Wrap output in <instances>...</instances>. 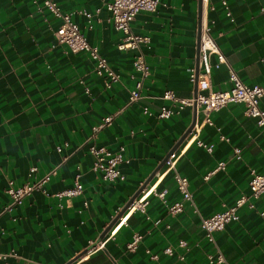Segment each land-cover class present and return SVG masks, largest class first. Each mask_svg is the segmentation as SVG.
Here are the masks:
<instances>
[{
  "label": "crops",
  "instance_id": "0c3cea01",
  "mask_svg": "<svg viewBox=\"0 0 264 264\" xmlns=\"http://www.w3.org/2000/svg\"><path fill=\"white\" fill-rule=\"evenodd\" d=\"M43 1L0 0V252H13L0 264H264V193L254 198L255 207L241 206L240 217L215 231L214 241L201 225V215L249 193L251 167L264 172V128L235 101L212 111L213 123L204 122L193 138L188 128L196 113L202 121V106L157 115L170 102L160 97L166 89L180 95L197 91L191 73L203 70L198 34L205 23L227 58L216 66L218 57L211 56L212 87L229 86V64L246 83L264 84V0H160L155 10H140L131 25L149 36L142 49L151 72L144 96L132 102L130 89L140 78L133 65L136 50L118 47L122 31L113 23L109 0L55 1L72 12L89 42L120 72L111 86L88 50L72 51L58 41L61 18ZM111 114L89 142L112 151L123 147L124 179L103 177L83 144ZM184 146L177 168L188 176L198 210L187 200L172 213L168 204L182 194L174 171H165V159ZM55 168L45 191L33 189L8 206L10 180L21 185ZM77 180L80 192L59 194ZM153 183L146 211L131 212L111 233L131 197ZM161 190L166 200L157 194ZM137 234L135 246L128 247ZM92 238H104V246L82 257ZM217 246L225 260L211 263L208 255Z\"/></svg>",
  "mask_w": 264,
  "mask_h": 264
},
{
  "label": "built area",
  "instance_id": "2783aa9c",
  "mask_svg": "<svg viewBox=\"0 0 264 264\" xmlns=\"http://www.w3.org/2000/svg\"><path fill=\"white\" fill-rule=\"evenodd\" d=\"M160 3V0H109L107 2L108 8L112 12V19L115 27L122 31V38L118 43L120 49H135V58L133 65L135 69L140 72V78L136 80L135 86L130 89L129 102L135 101L142 96V86L144 79L150 74V65L145 58V54L142 49V44L149 40V36L143 33H137L132 29L131 21L135 18L136 14L140 10H155ZM224 4H227V0H223ZM43 4L47 7L51 13L61 18V24L56 30V36L59 42L67 43L72 51H78L86 49L89 51L93 59L95 60V69L98 74L103 77V81L106 86H111L113 82L118 81L121 77L118 72L109 62L108 58L104 56L97 45H93L89 42L82 28L72 17V12L63 11L55 0H44ZM228 13H230L228 11ZM90 15V13L86 12ZM200 66L202 71H197L193 68L191 73V80L197 83L198 89L191 95H180L174 89L168 88L164 91L161 98L167 99L170 102L161 106L157 115L159 117H170L175 113L181 112V110L188 105L202 106L205 115L201 122L196 120L191 131H193L192 138L197 135L201 126L204 122L213 123L211 112L220 109L222 106L229 102H242L245 105V112L249 115L256 117L257 122L264 128V106L261 103V99L264 96V84H248L246 83L238 71L229 64V77L226 83L229 86L225 89H214L211 82V72L213 63L211 56L216 54L218 61L215 64L219 66L221 62H226L227 58L225 53L219 47L214 36L211 34L207 23L202 25L200 35ZM147 111V109H145ZM114 114L107 115L104 120L97 126L94 127L93 132L83 142L88 143L89 151L94 155V161L92 167L102 172L103 177L115 180L124 179L125 173L120 168V162L123 161L124 156L122 153L123 147L119 151H112L106 145H98L94 142H89L95 135L96 132L102 128L108 121L112 119ZM222 138H227L224 134H221ZM200 145L205 146L208 150H212V144L206 143L202 139L197 140ZM62 146L58 145V149ZM185 146L181 149H172L165 159L166 169L173 170L175 173V179L177 187L180 190L182 197L181 199L168 204V209L172 213H176L181 210L184 206V202L190 200L195 205L191 190L189 188V178L186 175L180 173L177 168V160L180 155L184 152ZM236 152L240 156V148L237 147ZM226 161H220L218 166L225 167ZM56 168L46 173L44 176L34 180L27 181L24 184L17 185L13 180L9 181L6 187L7 192L11 195L12 200L8 206L20 202L24 196L30 193L33 189L40 188L46 190L45 184L49 179L51 173L55 172ZM251 177L249 179V193H242L237 197L236 202L232 205H227L223 202V208L210 215H201V225L205 230L206 236L211 240H215V231L224 228L226 223L236 220L240 217L239 208L243 205L253 208L256 206L254 198L260 197L264 193V172H257L253 167L250 168ZM209 174L206 175L208 177ZM83 188V184L77 180L73 187H68L61 192L60 195L74 194L80 192ZM155 190V183L149 187H144L140 190L137 196L125 207L124 213L120 216L119 222L113 228V233L116 228L122 224L127 216L135 211L142 210L146 211L149 203V195ZM160 197L165 199V190L157 191ZM196 210L198 208L195 205ZM263 213V211L261 212ZM141 237L137 234L133 241L128 243V247L133 248ZM90 246L82 257L88 256L90 253L98 250L104 246V238H92L90 239ZM180 244L187 246L185 239L180 240ZM169 253H174L171 246L165 249ZM13 252H0V258H6ZM156 256V255H155ZM180 258L184 257L183 254L179 253ZM209 261L211 263H219L225 260L223 251L217 246L214 252L209 253ZM79 259V258H77Z\"/></svg>",
  "mask_w": 264,
  "mask_h": 264
},
{
  "label": "water",
  "instance_id": "95a60500",
  "mask_svg": "<svg viewBox=\"0 0 264 264\" xmlns=\"http://www.w3.org/2000/svg\"><path fill=\"white\" fill-rule=\"evenodd\" d=\"M200 35H201V30H199V34H198V46H199V44H200ZM194 106L197 108V105H194ZM196 120H197V113H196V115L194 116V119H193L191 125H190L189 128H188V131L194 126ZM139 191H140V189L137 191V193H135V195H133V196L131 197V199L127 202V204H129V203H130V202H131V201L137 196V194L139 193ZM127 204H126V205H127Z\"/></svg>",
  "mask_w": 264,
  "mask_h": 264
}]
</instances>
